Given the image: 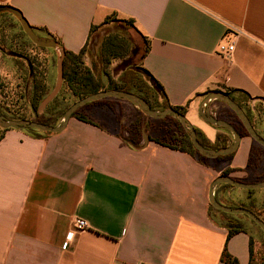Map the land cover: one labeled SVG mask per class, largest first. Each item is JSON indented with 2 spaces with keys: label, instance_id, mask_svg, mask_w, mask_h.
I'll return each mask as SVG.
<instances>
[{
  "label": "crops",
  "instance_id": "crops-1",
  "mask_svg": "<svg viewBox=\"0 0 264 264\" xmlns=\"http://www.w3.org/2000/svg\"><path fill=\"white\" fill-rule=\"evenodd\" d=\"M1 6L18 10L37 35L74 54L93 27H111L104 25L108 18L133 21L149 47L141 67L165 94L155 90L156 111L167 102L210 125L197 127L210 144L219 135L231 140L232 133L200 114L207 95L222 91L251 108L264 130V0H0ZM221 44L234 51L219 54ZM5 48L0 85L7 64L25 61ZM49 67L48 87L50 60ZM104 100L83 110L88 122L72 118L61 133H1L0 264H226L225 250L238 264H251V235L228 240L210 217L209 192L225 171L240 182L264 181L258 143L244 137L232 161L204 165L157 143L178 133L173 116L165 127H148L130 102ZM248 197L219 195L238 204ZM77 220L87 229L77 230Z\"/></svg>",
  "mask_w": 264,
  "mask_h": 264
},
{
  "label": "rangeland",
  "instance_id": "rangeland-1",
  "mask_svg": "<svg viewBox=\"0 0 264 264\" xmlns=\"http://www.w3.org/2000/svg\"><path fill=\"white\" fill-rule=\"evenodd\" d=\"M114 26L119 27L118 24H112L111 27H106L96 32L95 38L97 40L87 50L85 64L91 68L96 67L97 74L104 67L102 61L99 58L100 43L102 42L103 37L110 30L111 31L117 30ZM125 27H127V29H125L123 35L128 40H130L133 47L130 48L128 55L125 56L124 59L112 61L109 69H105V73L107 74V76L104 75L103 77L107 81L106 90L108 91L111 90L109 89L110 86L108 84V82L110 81L113 82L112 85H114L115 87L116 86L122 87L120 85L122 84L121 78L124 75L125 70L128 68H130L129 70H132V72H136L138 74V79L135 80V84L136 85L138 84L137 86H139L140 82H144L142 80H145V74L141 67L142 66L141 58L142 55L144 54L146 43L137 34V32L134 30L133 27L129 26L128 24ZM122 29H124V27ZM0 43L5 47L6 46L9 47L12 53L22 54L30 58V61H32L34 64V69L36 72V78L32 80L30 79L31 71L29 65H27L25 61L17 62L15 63L14 66L12 65L9 66V64L6 65V67H10L8 70L10 73L8 72L9 74L7 75V71H5L6 75L4 77L5 79L3 80V83L1 82L2 89L0 92V109L4 117L6 119L18 120V121H30V122L45 121L49 123L51 126L60 125L61 120H63V118L61 119L63 112H66L68 107H70L75 102H77L73 98V96L67 93L66 90L61 89L62 92H60L59 94L60 96L59 102L58 103L55 102L48 105V107L44 109L45 114L40 115L39 112L40 105L42 102L38 106L37 110H33L32 105L34 100V92H35L36 84L40 85V86L38 85L39 88H44V93L47 91L48 95L54 90L57 83V68L61 58L62 51H60V49L57 48L54 50H49V49H41L39 47H36L30 41V39L27 36H25L19 20L16 17L7 14L1 16L0 18ZM134 53H136L135 56ZM49 60L52 63L51 78L54 80V85L50 87H48V71L50 69ZM2 64L3 66H5L3 62L0 63V66ZM16 64L19 65V67ZM14 67L18 68V70L16 71V68ZM150 100H154L153 95H150ZM28 107H30L32 111L31 109H28ZM243 107H245L246 109L245 112L247 116L250 118L251 123L254 126L255 130L264 139V130L262 129V127L254 123L255 117H253L251 108H247L246 105H243ZM22 110H24V112ZM212 111H213L212 115L214 117L220 120H224L230 124L231 123L236 124L239 127H241L242 124L241 121L236 115H234L235 113L227 105L219 102L217 106L212 108ZM17 112H20V114L22 115H17V114L15 115V113ZM217 114L220 116H216ZM169 118L170 117L164 120H157L147 117L148 127H155L157 125L165 127L169 122ZM186 118L195 129L199 127L201 129H205L206 131L209 130L208 127H210V125L206 123H199L198 121L194 122L193 120H191L190 117H186ZM0 133H1V128H0ZM232 142L233 139L230 140L229 144H231ZM257 146L261 150V152H264V147H261V145L259 146L258 144ZM257 181L258 180H256L255 182ZM229 190H232L235 193H238L246 197H248L251 192L247 190L238 189L235 187H232ZM252 196L253 199L258 204L257 212L258 214H260L261 218L264 221V189L252 191ZM244 202L247 203L248 207H250V203L248 199H245ZM221 203L223 206L226 207L233 206L234 203H237V206L239 205L238 202L232 201L230 199H223L221 200ZM217 214L219 215L220 213L217 212ZM218 218L220 219L221 216L219 215ZM242 219L247 222L248 224L247 226L249 227L250 231H252V234L255 238L254 258L252 264H264V234L257 225H253L250 222V220H248L245 216L242 217Z\"/></svg>",
  "mask_w": 264,
  "mask_h": 264
},
{
  "label": "trees",
  "instance_id": "trees-1",
  "mask_svg": "<svg viewBox=\"0 0 264 264\" xmlns=\"http://www.w3.org/2000/svg\"><path fill=\"white\" fill-rule=\"evenodd\" d=\"M111 24H118L119 27L114 26L117 30L116 31L110 30L103 37L102 42L100 43L99 58L102 61V64L104 67L101 69V71L98 72V74L96 73V67L91 68V67L87 66L85 64V60H86L88 48L91 47V45H93L97 40L95 38V35H96V32L99 31V28L93 27L91 29L88 43H87L86 47L83 50H81L80 53L74 54V53L65 51L66 57L64 60V81H63L64 89L62 86V90H66L67 93H69L71 96H73V98L76 101L84 99L90 95L97 94L99 92L108 91V90H106L107 81L103 77L104 75L107 76V74L105 73V69H109L112 61L124 59L125 56L128 55L130 48L133 47L130 40H128L123 35V33H124L125 29H127V27H125L127 24L129 26L133 27L135 30L134 22L133 21H120V20H117L113 17H110L105 21L104 25H111ZM123 27H124V29H122ZM0 45H1V43H0ZM148 51H149V47L147 46L145 48L144 54L142 55L141 62L145 58ZM10 53H12V52H10ZM15 54H17V53H15ZM19 55H22V54H19ZM29 60H30V58H29ZM31 64L33 67V68H31L32 70H30L31 76L36 78V72H35L34 64L32 61H31ZM129 69L130 68L125 70L124 75L121 78L122 84H120V85L122 87H117V86L115 87L114 85H112L113 82L110 81V82H108V84L110 86L109 89L125 91V92L135 94L137 96H140L141 98L146 100V102L150 105V107L153 110H155L152 107L150 95H153L155 100L158 99L159 96H158V94L155 93V89L164 94L162 87L151 76V74L148 73L147 71H145L143 68H142V70L145 74V80H142L144 82H140L141 84L139 83V86H137L138 84L137 85L135 84V80L138 79V74L136 72H132V70H129ZM38 85L39 84L35 85L34 100H33V105H32L33 110H37L40 103L48 95L47 91L44 93V88H39L40 85L39 86ZM153 87H155V89ZM1 89H2V86L0 85V92H1ZM60 92H62V91H60ZM59 94L50 104L55 103V102H57V103L59 102V97H60ZM164 97H165V94H164ZM232 98L234 101H236L233 96H232ZM104 101H106V100H101V101H98V102H95L92 104H88L87 106H85L83 108H80L78 111L75 112V114L73 115V118H77L81 121L88 122V119L82 115L83 110L91 107L94 104L101 103ZM70 107H68V108H70ZM163 109L169 110V109H173V108H171L167 102L163 101ZM174 110H177L184 115V111L182 108H176ZM64 113L65 112H63L61 119L64 117ZM172 118L174 119L178 133L173 135V137L171 138L170 141H166V142L157 141V143H159L165 147H168L170 149L177 150V151H180L183 153H187V154L191 155L192 157L197 158L204 165H208V163L210 161H213V163H215V164H220L223 162H229V161L233 160V157L235 154H231V155L223 156V157H218L216 159H210L208 157L201 155L197 151V149L194 147V145L191 141L189 132L186 131V129L181 125L180 121L177 118H175V117H172ZM38 122L50 125L49 123H47L45 121H38ZM231 124L238 130V132L241 134L242 138L250 137L248 132L246 131L245 127L243 126V124H241V127H239L238 125L233 124V123H231ZM134 128L135 129L139 128V124L135 125ZM5 131L6 130L1 129V133L5 132ZM31 131H36V130H31ZM196 131L198 134L199 142L205 148L221 150V149L226 148L230 145L229 144L230 139L223 136V135H219L216 139L215 144L212 145L206 140V138L203 136V134L199 130L196 129ZM1 133H0V141L2 139ZM229 174H230L229 171H225L223 173V176H229ZM230 188H232V186H230V185H220L217 187L216 198L220 204H222L221 200L219 198L220 193L222 191H227ZM248 200L250 203V207H248L247 203H245V202H240L238 206L233 205L230 207L247 209V210L253 212L255 215H257L260 219H262L260 214H258V212H257L258 204L253 199L252 191L250 192ZM209 212H210L211 219L213 220V222L217 226L227 229L228 240L231 239L233 236L239 234V233H246V234L251 235L250 253H251V264H252L253 258H254V236L252 234V231H250L249 227L247 226L248 225L247 222L242 219V217H244V216L226 214V213H223L221 211L216 210L211 205H210ZM217 212L220 213L219 214L221 216L220 219L218 218L219 215L217 214ZM246 218L248 220H250V222L253 225H257L248 217H246ZM262 221H263V219H262ZM222 261L226 264H238L237 260L232 258L227 253L226 250L224 251V253L222 255Z\"/></svg>",
  "mask_w": 264,
  "mask_h": 264
},
{
  "label": "water",
  "instance_id": "water-1",
  "mask_svg": "<svg viewBox=\"0 0 264 264\" xmlns=\"http://www.w3.org/2000/svg\"><path fill=\"white\" fill-rule=\"evenodd\" d=\"M2 13H10L14 15L20 22L22 29L26 36L30 39V41L35 44L36 46L44 49H56L57 43L51 39L43 38L35 33L33 28L29 25L27 20L23 17L21 12L18 10L11 8V7H0V15ZM0 50L7 54L1 47ZM10 56L26 59L22 55L10 53ZM136 53H134V56ZM66 54L65 52L61 53V58L58 63L57 68V83L54 88V90L42 101L40 107L42 109H45L60 93L63 81H64V60H65ZM29 64L30 70L31 64L29 61H27ZM155 89V87H153ZM156 90V89H155ZM158 92V90H156ZM109 98H116L121 100H126L130 102L134 107H136L140 112H142L145 116L153 118V119H164L168 116H173L177 118L181 125L189 132L191 141L194 145V147L197 149V151L208 158L215 159L218 157L228 156L231 154H234L239 149L242 136L238 132V130L231 125L230 123L220 120L216 117H214L210 110L208 109L209 104L213 103L214 101H219L224 104H226L239 118L243 126L245 127L246 131L248 132L249 136L257 142L259 145L264 147V139L257 133L254 126L251 123L250 118L247 116L246 112L237 104L234 102V100L227 94L226 92L222 91H215L211 92L207 95V97L204 99L202 103V107L200 110V114L205 120V122L224 129L225 131H228L233 134V142L226 148H223L221 150H215L211 148H205L198 139V134L196 129L189 123L187 118L179 111L174 109H169L165 111H155L153 110L150 105L141 98L140 96H137L135 94L120 91V90H109L104 92H99L97 94L90 95L84 99H81L77 102H75L70 108L66 110L64 113V117L62 120V123L60 126H51L39 122H30V121H17V120H10L6 119L0 109V128L2 130H9V129H20V130H36L41 133H47V134H57L63 132L67 125L69 124V121L73 118V115L76 111H78L80 108H83L87 106L88 104H92L104 99ZM125 142L130 144L132 147L136 148L137 146L135 143L129 139H124ZM220 185H230L232 187L247 190V191H254V190H261L264 189V181L256 182V183H244L237 180H234L227 176H221L213 181L210 192H209V202L212 207H214L216 210L221 211L226 214L230 215H240V216H246L249 219H251L255 224L258 225V227L262 230L264 234V222L253 212L244 209V208H231L226 207L220 204L216 198L215 190Z\"/></svg>",
  "mask_w": 264,
  "mask_h": 264
},
{
  "label": "built area",
  "instance_id": "built-area-1",
  "mask_svg": "<svg viewBox=\"0 0 264 264\" xmlns=\"http://www.w3.org/2000/svg\"><path fill=\"white\" fill-rule=\"evenodd\" d=\"M234 51V46H225V45H220L219 46V54H226L229 52H233ZM261 94H263V92H260ZM75 227L77 230H86L87 229V223L84 220H77L75 222ZM73 234H69L68 239L70 240L72 238Z\"/></svg>",
  "mask_w": 264,
  "mask_h": 264
},
{
  "label": "flooded vegetation",
  "instance_id": "flooded-vegetation-1",
  "mask_svg": "<svg viewBox=\"0 0 264 264\" xmlns=\"http://www.w3.org/2000/svg\"><path fill=\"white\" fill-rule=\"evenodd\" d=\"M22 27V26H21ZM24 32V31H23ZM25 34V33H24ZM25 36H26V34H25ZM44 38V37H43ZM35 45V44H34ZM36 46V45H35ZM0 47L4 50V48H5V46L4 45H0ZM36 47H38V46H36ZM40 48V47H39ZM41 49H44V48H41ZM1 51V50H0ZM5 51V50H4ZM6 52V51H5ZM4 53V52H3ZM4 54H6V53H4ZM23 57H25L26 59H24L26 62L27 61H29V63L31 64V61L29 60V58L27 57V56H24V55H22ZM27 64H28V62H27ZM29 65V64H28ZM31 67H32V64H31ZM30 79H34V77L33 76H31L30 75ZM231 98H232V96L231 95H229ZM233 99V98H232ZM235 103H237L236 101H234ZM217 104L218 103H216V102H213V103H211V104H209V106H208V109L210 110V112H211V114H213V111H212V108L213 107H215V106H217ZM244 111L246 110L245 109V107H243L241 104H239V103H237ZM216 116H220V115H216Z\"/></svg>",
  "mask_w": 264,
  "mask_h": 264
}]
</instances>
